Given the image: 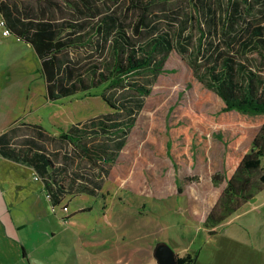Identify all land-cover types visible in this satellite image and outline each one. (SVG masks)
Instances as JSON below:
<instances>
[{
    "label": "trees",
    "instance_id": "trees-1",
    "mask_svg": "<svg viewBox=\"0 0 264 264\" xmlns=\"http://www.w3.org/2000/svg\"><path fill=\"white\" fill-rule=\"evenodd\" d=\"M0 12L11 32L37 51L50 100L101 87L114 109L49 134L59 147L49 156L43 144H37L43 152L24 156L55 205L69 194L99 195L101 184L91 185L73 164L79 155L95 166L115 161L173 51L225 110L264 115V0H0ZM213 181L219 185L224 177L216 173ZM263 189L264 124L205 225L215 233ZM198 255L178 257V264H195Z\"/></svg>",
    "mask_w": 264,
    "mask_h": 264
},
{
    "label": "rangeland",
    "instance_id": "rangeland-1",
    "mask_svg": "<svg viewBox=\"0 0 264 264\" xmlns=\"http://www.w3.org/2000/svg\"><path fill=\"white\" fill-rule=\"evenodd\" d=\"M28 3L36 6L35 1ZM165 67L167 71L153 82L152 92L145 98L136 124L115 161L95 166L87 157L78 156L73 169L87 175L91 185L101 184V189L97 196L73 194L64 202L69 203L71 212L78 204L85 207L95 204V208L73 213L72 220L66 221L69 210L59 204L54 211L51 206L49 230L53 228L57 234L53 237L40 232L39 251L45 252V256L35 258L34 264H49V257L46 258L49 250L57 251L55 264H76L78 260L79 264H92L91 254L86 258L74 256L89 237L82 229L83 221L93 234L101 230L102 234H108L104 228H109L111 222V232L121 238L126 235L132 246L136 244L134 238L140 242L147 240L152 243L151 258L159 243H167L177 252L187 244L190 251L199 253V264H212L213 252L220 247L224 248L223 254L218 253L216 258L221 259L220 263L226 260L229 264H250V255L246 253L249 245L242 241L227 242L224 236L229 233L248 236L249 231L243 228L248 224L244 220L246 215H232L229 218L232 225L216 233L207 229L202 217L218 201L227 179L251 150L254 137L264 124V115L225 110L224 101L195 77L177 51L171 53ZM100 92L101 87H96L90 93L79 92L50 101L49 128L62 125L68 128L113 112ZM56 145L49 142V151L58 150ZM58 157L64 159L63 153ZM216 173L224 177L219 185L213 181ZM178 186L182 187V193L178 192ZM259 195L258 202L264 201V192ZM105 211L106 215L100 213ZM257 213L261 220L255 223L253 232L261 231L264 238V208ZM42 226L45 229L46 225ZM258 236L252 238L260 244ZM260 249L255 248L264 264V248L262 254ZM225 250L231 252L230 258Z\"/></svg>",
    "mask_w": 264,
    "mask_h": 264
},
{
    "label": "crops",
    "instance_id": "crops-1",
    "mask_svg": "<svg viewBox=\"0 0 264 264\" xmlns=\"http://www.w3.org/2000/svg\"><path fill=\"white\" fill-rule=\"evenodd\" d=\"M2 18L3 15L0 12V20ZM50 101L53 100L49 99L47 80L41 71V59L37 51L29 42L20 39L14 32L4 35L0 29V264H34L35 258L45 256V252L39 251L41 248L40 232L45 231V234H51L53 237L57 234L53 228L49 230L52 213L50 207H53V201L47 196L45 182L37 167L24 159V156L43 152L38 150L37 144H43L46 149L45 153L49 156V134L59 136L62 131L68 130L73 125L68 128L64 125L49 128ZM38 132L44 137L39 136ZM15 152L19 159L10 157ZM37 175L41 178L36 179ZM262 192L264 189L254 197L255 199L243 204L240 208L243 211L239 212V209L236 212L238 215H246L244 220L246 219L248 224L243 228L249 231L248 236L244 233L224 234L228 239L227 242L240 243L242 241L249 245L250 249L246 250V253L250 255L248 256L251 260L250 264H263L262 258L255 250V248H261L262 254L263 234L261 231L260 234L253 232L255 223L261 220L258 219L257 212L264 208V201L258 202L259 194ZM81 194H76V196ZM215 203L202 217L204 223ZM61 205H67L69 209L66 221L81 211L85 212L88 208L91 210L95 208V204L87 207L78 204L71 212L67 201H63ZM195 211H198L197 207ZM106 212L100 213L106 215ZM43 224L46 225L45 229L42 228ZM112 225L109 222V228H104L108 234H102V230L93 234L88 223L83 221L81 226L82 229L85 228L84 234L89 235L84 241L88 244H83L84 248L77 250L74 256L86 258L87 254H91L94 257L92 264H158L155 249L153 258L150 255L152 243L147 240L140 242V239L134 238L133 242L136 244L132 246L126 235L121 238L111 232ZM231 225L228 219L215 230L217 232L218 229L219 231L227 229ZM252 236H256V239L258 236L261 239L260 244L257 240H253ZM87 247L90 250H87ZM225 251H227L226 256L230 258L231 252ZM175 252L178 257H183L188 253L195 254L190 251L187 244ZM223 252L224 248H216L212 255L214 257L212 264H229L226 260L220 263L221 259H216L218 253L223 254ZM57 256V251L49 250L46 255V258L49 257V264H55L54 259ZM75 262L80 263L79 260ZM195 264H199V255Z\"/></svg>",
    "mask_w": 264,
    "mask_h": 264
},
{
    "label": "water",
    "instance_id": "water-1",
    "mask_svg": "<svg viewBox=\"0 0 264 264\" xmlns=\"http://www.w3.org/2000/svg\"><path fill=\"white\" fill-rule=\"evenodd\" d=\"M155 257L157 258L158 264H178L177 253L167 243H159L156 246Z\"/></svg>",
    "mask_w": 264,
    "mask_h": 264
},
{
    "label": "built area",
    "instance_id": "built-area-1",
    "mask_svg": "<svg viewBox=\"0 0 264 264\" xmlns=\"http://www.w3.org/2000/svg\"><path fill=\"white\" fill-rule=\"evenodd\" d=\"M0 29H2V32L4 35L11 34V30L6 26V20L4 18L0 20ZM39 178L41 177L37 175L36 179H39ZM47 196L49 197V199H51V195L49 193L47 194ZM52 208L53 210H56V205L53 204ZM63 209L67 211L69 210L67 205H64Z\"/></svg>",
    "mask_w": 264,
    "mask_h": 264
},
{
    "label": "flooded vegetation",
    "instance_id": "flooded-vegetation-1",
    "mask_svg": "<svg viewBox=\"0 0 264 264\" xmlns=\"http://www.w3.org/2000/svg\"><path fill=\"white\" fill-rule=\"evenodd\" d=\"M178 257V256H177Z\"/></svg>",
    "mask_w": 264,
    "mask_h": 264
}]
</instances>
